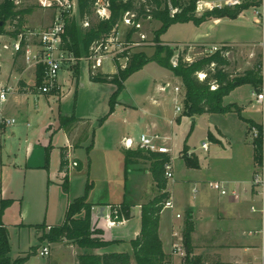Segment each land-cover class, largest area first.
<instances>
[{"label":"rangeland","instance_id":"rangeland-1","mask_svg":"<svg viewBox=\"0 0 264 264\" xmlns=\"http://www.w3.org/2000/svg\"><path fill=\"white\" fill-rule=\"evenodd\" d=\"M239 1L244 2V0ZM48 2L49 0L17 1L19 8L28 9L22 24L23 29L49 24L51 10L44 7ZM244 13H246L248 18L244 20L241 18L238 21L221 19L220 23L216 24V21L211 18L202 25H196L193 22L178 23L169 28L167 33L161 37V41L174 48L176 50L175 55L181 50V52L185 51L189 54L193 61L197 60L201 57L199 54L200 50L198 48L190 49L186 44L197 39L215 41L221 34V29L239 26L240 21L249 24L248 26L251 27L250 23L253 18L250 9L243 11L239 17ZM197 16L200 17L199 15ZM98 19L95 13L91 17L92 22H97ZM160 27L161 23L156 20L145 22L143 24V33L148 37L149 41H153L154 33ZM5 30L9 33L13 31L9 23L6 24ZM260 35L262 37V30H260ZM9 43L8 38H0V88L7 83L16 84L19 78L15 74L10 77L11 69L13 70L11 62L12 52L3 48L4 44ZM234 49V53L230 55L231 64L228 67L229 73L234 76L242 75L252 69L258 62H262L259 56L254 59H247L248 55L246 53L238 51L237 47ZM154 51V45L152 44L138 49L136 52L150 57ZM125 64V62H116L112 66L110 63H106L99 73L117 74L118 66L123 67ZM76 66H79L80 69L79 81L74 74ZM76 66L72 68L64 66L58 74V84L61 86V91H59L57 96L61 99L65 93L61 103L52 96L49 98L40 96L38 98L30 94L31 96L22 97V102L11 105V101L13 102L16 99V95H13L4 110L6 118L17 120L15 126L5 128L4 134L0 135L2 136V139L0 138V179L4 192L7 195L23 196L26 190L24 185L25 187L27 186L24 182V170L35 168L38 165H43L42 169H44V172L46 174L51 173L53 182L58 184L49 186L47 179L45 188H41L42 185H40L38 189V192L43 195L40 217L36 220L40 219L39 222H36L39 225H62L68 205L76 199L85 196L88 189L87 201L96 204L90 233L91 238H101L102 230L106 231L103 220L101 218L97 219L98 215L101 214L102 207H105V211L117 213L121 220H125L127 219V212H129L130 216V207L123 203L124 200H127L126 203L128 201L130 203V199L136 201L146 199L147 196L150 198L157 194L150 163L141 160L138 165H130L128 170L125 171L124 154L118 148L120 140L124 136H131L138 141L144 131L141 123H149L155 116H161L163 129L159 130V132L164 134L172 133L174 135L172 156L174 157L175 165H178L177 160H179V156L185 146H188L185 151L189 150L190 147L200 158L209 159L212 164L225 165L233 160L234 151L232 145H245L248 141L251 142V137L246 135L245 122L235 112L202 114L194 117L186 115L183 103L185 91L182 80L157 63L151 62L145 65L142 70L131 75L126 80L124 84L125 91L123 90L124 93L118 97L112 113L110 112V101L117 87L111 88L91 82L89 65L84 59ZM22 67L23 63L20 62L19 68L22 69ZM262 74L264 75L263 67ZM9 78H11L10 82H8ZM30 81H33L32 77ZM166 84H169L170 87L163 90L162 88ZM175 86H179L181 89L178 96L174 92ZM252 89L248 85L238 87L224 99V105H237L239 107L244 104L247 105L248 102L254 101V91ZM154 98L158 103L153 102ZM181 105L183 112L177 113L176 106ZM262 111L263 107H258L249 112H241V116L253 117L262 123L264 120ZM60 112L87 118L92 123L91 134L87 140V148L77 153V157L83 161L84 167L82 170L74 172L66 187L56 177L60 169V147L67 145V138L64 132H55ZM103 118L106 119L101 123ZM170 120L173 121L172 126L169 124ZM50 124H53L55 129L45 130ZM87 126H89L87 123L78 125L80 128L74 133V137H76V134L80 136L82 132L89 131ZM220 131L227 138L220 135ZM46 135H49V137H46ZM214 138L218 139L220 143L215 142ZM204 143L208 144L209 152H204L201 148ZM47 147H49L48 167L46 166L45 158ZM245 150L244 148L243 152ZM78 165L74 169L77 170L81 167L80 164ZM136 177L139 185L144 188L143 193L137 191L134 186L133 179ZM170 181L172 182V180ZM167 182L169 183V180ZM171 182L170 185L172 184ZM89 185L91 186L90 188ZM26 188L28 189V187ZM191 189L192 185H189L185 194L190 201H193L190 197ZM101 203L112 204L102 205ZM26 204L25 201H21L19 205L13 206L7 213V223L21 225V215L25 213ZM35 228H32V234H30L32 243L33 238L37 236ZM49 232L44 234V240L42 241L48 243L50 251L55 253V257L52 256L53 254L50 257L48 256L49 258L39 257L38 260L40 262H46L51 259L54 264H74V259L79 253H101V250L81 249L78 242L82 238L77 235L63 236L58 242H55L46 239L50 234ZM28 236V230L23 234H19L15 229L13 230V252L26 247ZM32 245L36 248L39 242L37 241ZM43 247L41 246L40 250ZM184 250L187 253L185 247ZM184 259L185 257L182 260Z\"/></svg>","mask_w":264,"mask_h":264},{"label":"crops","instance_id":"crops-1","mask_svg":"<svg viewBox=\"0 0 264 264\" xmlns=\"http://www.w3.org/2000/svg\"><path fill=\"white\" fill-rule=\"evenodd\" d=\"M2 1L3 0H0V2ZM52 17L53 13L51 11V18L48 25H38L35 28L33 27L26 29L47 28L51 24ZM241 18L244 20L247 19L248 16L246 13H244L241 15V17H238L235 20L238 21ZM213 21H216V24H218L220 23L221 19H214ZM251 21L252 22L250 25L252 28L248 26L249 24L240 21L239 26L221 29V34L215 41L197 39L186 45L210 46L214 44H229L233 47V49L237 47L238 51L246 53L248 55L247 59H254L259 56L261 58L262 67L264 70V26L254 22L253 19ZM260 30H262V37L260 35ZM0 38H8L9 41H11L14 36L11 34V32H6L5 34L1 35ZM184 53L185 55L187 54L185 51ZM232 53H234V51ZM11 62L13 70L11 69L10 77L15 74V76H18L21 79L25 87L29 88L34 86L36 83L37 72L34 69L28 70L26 63L21 56L12 55ZM20 62L23 63L22 69L19 68ZM31 77L33 78V81H30ZM79 78L80 75L78 77V81ZM10 80L11 78L8 79V82H10ZM99 84H103L111 88L116 87L114 84L109 83ZM124 91L121 93V95L124 93ZM30 94L38 98L40 96H46L47 98L52 96L57 98L59 103H61L65 97V93L62 95L61 99H59V96L54 94L43 95L35 91L31 93L21 91L16 95V99L13 100V102L11 101V105L22 102L21 98L31 96ZM156 101L157 100L154 98L153 102L158 103ZM239 108H241L242 112H249L257 109L258 107L256 108L254 101H250L247 103V105L244 104ZM63 117H75L79 120V122L74 125L70 133H67L60 125L61 119ZM160 117H153L149 123L142 122L141 127L144 130L142 134L150 133L148 135H160L168 138L167 142L165 143L172 148L173 153L172 144L174 143V135L172 133L164 134L159 132V130L163 129V124ZM243 118L251 120L258 125L261 124L260 121H257L253 117L243 116ZM82 123L89 124V126H87L89 127V131L87 130V132H82V135L80 136L76 134V137H74V133L80 128L78 125ZM91 124V121L87 118H81L77 117L75 114L70 115L60 112L57 122V129L53 128V124H50L49 127L45 129L47 131L55 129V132L63 131L67 138V145L60 147V159L61 149L65 148L68 151L70 160L81 165V167L77 170L70 169L69 181L74 172L80 171L84 167V163L79 157H77V153L80 150L87 148V140L91 134ZM169 124L172 126L173 121L170 120ZM245 125L246 135L250 136L248 131L249 125L246 123ZM3 134L4 128H0V135ZM220 135H223L227 138V136L222 131H220ZM46 137H49V135H46ZM0 138L2 139V136H0ZM125 138L133 139L136 142V140L131 136H124L120 140L118 148L124 154V161H126L127 155L140 150L137 148L136 144L132 149H126L123 145ZM213 140L217 143H220L218 139L214 138ZM186 147L188 146L184 147L179 156V160H177L178 165L174 164V157L172 154L170 155V158L172 159L174 178L172 179V182L169 180L166 191L169 193V200H171L174 204V209H163L161 213L159 235L163 244L164 252L169 257L168 264H182L183 262V257L174 254L173 246L175 243L181 242V240L183 241V231L185 227V221L187 220L188 216H190V220L194 226V232L192 234V245L194 248L193 255L197 257H203L204 264H264V233L262 234V231L264 230V222L260 213H254L252 211L253 207L260 208V201L255 195L252 186V179L257 166L255 162L252 138L251 142L248 141L245 145H232L234 151L233 160L226 163L225 165L212 164L209 159L200 158L190 147L188 152H186ZM244 148L246 149L245 152H243ZM47 149L49 150V147H47L46 150ZM204 152H209V146L208 150H204ZM185 155L195 158L199 165L198 168H188L185 162ZM140 161L141 160H139V162ZM139 162L134 164V166L138 165ZM42 167L43 165H38L35 168L24 170V182L26 183V187H28V189L24 185V189L26 190L23 196L14 194L7 195L2 188L0 179L1 199L11 201V205L4 212L3 223L9 232L10 253L8 256L12 261L24 259V264H54L51 262V259H48L46 262H40L38 260V258L41 257L38 255V253L41 251V246L45 247L48 245L46 241H42L44 240V234H47L50 231L48 228L61 226H52L50 224L39 225V223H36L40 221V219L38 221L36 220L40 217V208L42 207L43 201L42 193L40 194V192H38L40 185H42L41 188H45L47 179L49 186H55V184H57L53 182L52 174H46ZM64 174L65 173L61 172L59 169L58 175L56 176L57 179L62 183H64ZM170 182L172 183L171 185ZM133 183L136 187V190L143 193L144 188L143 186L139 185L137 177L133 179ZM212 183L217 184L218 188H211L210 184ZM189 185H192L190 197L193 199V201H190L185 194ZM222 186L227 191L226 195L221 194ZM157 194H154L150 198L147 196L146 199L136 201L130 199V203L129 201L126 203L127 200H124L123 203L130 207V216L128 219L123 221L122 225H119L111 230H102L103 239L105 241L114 243L107 249L101 250V253L97 252V254H130L132 252L131 241L134 240L141 231L142 205L147 204L149 201L155 198ZM234 194H236V196ZM21 201H25V204L27 203L25 213L24 215H21L22 224L18 225L16 223H7L8 211L13 206L19 205ZM91 204L96 206L94 203ZM101 204L107 205L112 203ZM31 206L33 210L31 209ZM177 215H181V217L177 218ZM34 227H36L35 229L37 236L33 238V243L38 241L40 245H38L36 248L32 245L33 243L30 237V234H32V228ZM14 229L19 234H23L26 230H28L29 239L28 244L26 247H24V249H17V251L13 252L14 248L12 247V236ZM51 254H53L52 256L55 257V253H51L50 251V256ZM74 264H76V259H74Z\"/></svg>","mask_w":264,"mask_h":264},{"label":"trees","instance_id":"trees-1","mask_svg":"<svg viewBox=\"0 0 264 264\" xmlns=\"http://www.w3.org/2000/svg\"><path fill=\"white\" fill-rule=\"evenodd\" d=\"M18 0H3L0 2V36L6 33L5 26L7 23L13 25L14 21L19 18L17 29L11 34L16 37L22 29V24L28 9H21L17 5ZM199 0H170L173 7L181 9V12L174 17L171 16L169 4L166 0H149L152 9V18L161 23V27L155 31L154 53L148 57L143 53L133 54L125 68L119 67L117 74H92L90 80L94 83H109L117 87L110 101V112H114L117 99L125 89L126 80L133 74L139 72L143 67L151 62L157 63L161 67L172 72L180 78L184 86V106L185 114L194 117L202 114H227L237 113L241 119L248 124V130L256 127L261 131V126L247 120L241 116V108L236 105H224V99L235 89L240 86L249 85L254 91L259 92L263 84L262 62H258L252 69L244 74L234 76L229 73L230 54L234 51L233 47L227 46L217 53L210 56H201L192 63L184 61L183 52L179 59L177 68H173L171 60L175 55V49L161 41V37L167 33L169 28L178 23L193 22L196 25H202L208 19H230L235 20L239 15L250 9L252 6L259 4V0H244L241 5L234 8L215 9L212 12H206L202 16L196 15V5ZM95 0H78L79 21L88 20L89 28H83L79 25L77 19L68 21L66 31L63 37L64 48L72 52L77 58L84 57L91 46L97 39L109 33L112 28L121 20L123 14L127 11L137 9L140 14H144L145 5L129 1L124 3L120 0H111V17L109 20H99L92 22L91 17L94 14ZM163 6V10H158ZM158 8V9H156ZM229 45V44H228ZM76 77L80 75L79 66L74 69ZM204 74L205 78L200 79L199 75ZM43 81V68L39 67L36 76V85H41ZM20 87L23 89L24 83L20 81ZM212 87H216L215 90ZM31 88V87H29ZM106 118H103L101 123ZM79 120L75 117H63L61 127L67 133ZM250 134V133H249ZM255 162H261V139L253 141ZM188 152V150H186ZM135 158V159H134ZM139 160H145L150 163V169L153 180L157 188V196L142 205L141 208V231L140 234L131 241L132 254L128 253H104L97 254L83 252L76 257V264H168L169 257L164 252L163 244L159 235L161 213L165 203L169 200L167 190V179L165 177V165L170 162V156L164 154L148 153L143 150H137L127 155L125 161V171L130 165H134ZM185 162L188 168H198L195 158L185 155ZM46 163H49V150L46 151ZM69 164L70 158L67 149H61L60 170L65 173L64 187L69 181ZM79 166V165H78ZM91 186L89 185V188ZM88 189L86 195L76 199L69 204L64 223L58 227H52L50 234L46 239L58 242L63 236L70 237L77 235L82 239L78 242L81 249L88 250H105L114 242L105 241L101 238H91L93 223V209L95 206L87 201ZM0 264H24V259L12 261L9 258L10 244L9 232L3 223L5 210L11 205V201L1 199L0 185ZM129 218V212L126 214ZM188 216L185 221L183 231V244L187 251L182 264H204L203 257L193 255L192 234L194 232L193 223Z\"/></svg>","mask_w":264,"mask_h":264},{"label":"built area","instance_id":"built-area-1","mask_svg":"<svg viewBox=\"0 0 264 264\" xmlns=\"http://www.w3.org/2000/svg\"><path fill=\"white\" fill-rule=\"evenodd\" d=\"M124 3L129 1L136 2L137 4L145 5L144 14H140L137 9L127 11L123 14L121 20L112 28V30L105 34L103 37L94 41L88 53L82 57L77 58L72 52L64 48L63 37L66 31L68 21L77 19L79 25L83 28H89L90 22L88 20L79 21V8L78 0H49L44 5L52 11L53 17L51 24L47 28L37 29H21L17 36L12 38L9 44H4L5 50H11L13 56H21L28 70L34 69L36 72L39 67L43 68V81L41 85L32 86L31 88L20 87L21 79L18 78L16 84L11 85L7 83L0 88V128L13 127L17 124V120L14 118H6L4 115L5 106L9 99L13 95H17L19 92H37L43 95L54 94L57 95L61 91V86L58 84V74L64 66L75 67L82 59H84L88 65L92 74L99 73L106 63H110L112 66L116 62H125V66H118L125 68L129 58L133 54H137V50L152 45V41H149L148 37L143 33V24L150 22L152 18V9L149 5V0H120ZM169 4V10L172 17L181 12V9L173 7L170 0H166ZM243 2L239 0H225V1H205L199 0L196 5V15L202 16L206 12H212L215 9L234 8L241 5ZM161 6L158 10H163ZM47 9V10H48ZM252 18L254 22L261 26H264V0H259V4L250 8ZM94 13L99 20H109L111 17V0H95ZM19 18L14 21L12 25L13 31L17 29ZM231 46L228 44H214V45H188L191 49L198 48L201 56H210L224 47ZM232 47V46H231ZM184 52V51H183ZM180 50L171 60L173 68H177L179 65L180 56L183 55ZM184 61L192 63L193 60L189 54L184 55ZM200 79L205 78L204 74L199 75ZM169 84H166L162 89H168ZM213 90L216 87H212ZM176 95H180L181 89L178 86L174 87ZM254 103L258 107H263L264 114V75L263 84L259 92H253ZM176 112H183L181 106H176ZM261 131L252 127L249 131L252 140L261 139V162L257 164L256 170L252 179V186L255 195L260 201V208L253 207L254 213H260L264 222V120L260 124ZM168 138L160 135H148L142 134L138 141H134L130 138H125L123 145L126 149H132L134 145L137 148L148 153L164 154L170 156L172 154V148L168 146ZM202 149L208 150V144H202ZM78 167V163L70 160L69 170ZM165 177L167 180H172L173 166L172 159L165 165ZM211 188H218L217 184H210ZM221 194L226 195L227 191L221 187ZM236 196V194H234ZM164 209H174V204L171 200H168ZM94 217V209H93ZM181 215H177L180 218ZM103 220L106 230H111L119 225L123 224L124 220H121L117 213H111L104 211L103 215H98L97 219ZM51 229L50 227L48 228ZM264 230L262 231V234ZM177 236V235H176ZM174 254L180 257H185L186 252L184 250L183 241L177 242L173 246ZM41 257L50 256L49 246H45L39 252ZM254 264V263H245Z\"/></svg>","mask_w":264,"mask_h":264},{"label":"water","instance_id":"water-1","mask_svg":"<svg viewBox=\"0 0 264 264\" xmlns=\"http://www.w3.org/2000/svg\"><path fill=\"white\" fill-rule=\"evenodd\" d=\"M3 24H4V22H1V23H0V25H3ZM104 211H105V207H102V208H101V215H103V212H104Z\"/></svg>","mask_w":264,"mask_h":264}]
</instances>
